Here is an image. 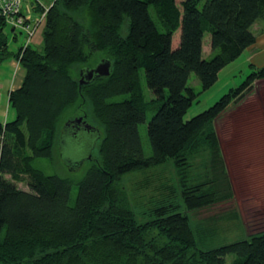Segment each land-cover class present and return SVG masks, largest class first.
Here are the masks:
<instances>
[{
    "label": "trees",
    "instance_id": "trees-1",
    "mask_svg": "<svg viewBox=\"0 0 264 264\" xmlns=\"http://www.w3.org/2000/svg\"><path fill=\"white\" fill-rule=\"evenodd\" d=\"M201 2L54 0L42 43L17 51L0 17V63L15 59L25 70L9 94L16 118L0 122V264H227L228 255H235L233 264H264V231L201 250L189 215L172 202L174 186L140 222L124 182L128 174L172 160L187 211L233 196L215 122L264 78V66L185 120L198 96L188 79L196 73L209 90L221 70L256 42L252 26L264 21V0ZM207 32L216 53L211 59L204 57ZM100 52L112 61L110 75L81 84L82 68L76 75L74 66ZM120 95L125 97L113 100ZM149 111L155 112L148 122L153 153L146 156L139 125ZM67 115L103 130L73 205L71 178L35 165L36 159L54 158L62 131L67 142L71 128L65 124L74 119L62 122Z\"/></svg>",
    "mask_w": 264,
    "mask_h": 264
},
{
    "label": "rangeland",
    "instance_id": "rangeland-1",
    "mask_svg": "<svg viewBox=\"0 0 264 264\" xmlns=\"http://www.w3.org/2000/svg\"><path fill=\"white\" fill-rule=\"evenodd\" d=\"M43 1L47 2V0ZM181 1L177 0L179 4ZM206 1L202 0L200 6ZM152 11L154 13L153 7ZM257 23L264 24V21L258 20ZM5 33L13 51H17L25 43V34L17 31L18 37L15 39L11 26L5 27ZM180 39L181 29L174 34V48L179 45ZM208 40L211 41V35L207 32L204 36L206 52L210 50ZM215 54L211 57L205 54V58L211 59ZM103 56L104 53L100 52L90 57L85 63L75 65L74 73L79 74L81 68L87 70L95 68L102 60L107 59ZM247 57L248 53L222 69L218 81L206 91L203 90L197 74L191 73L188 86L194 88L198 96L185 114V120H190L207 110L231 88L239 86L247 78L252 71ZM11 62L12 60H5L0 63V83L3 84L0 88V122L3 123L16 118L14 109L9 105L7 94L8 90L18 85V76L24 74V70L21 72L18 70L15 73L16 66ZM143 85L147 98H152L153 94L145 79H143ZM253 85V89L243 96V99L232 102L226 112L215 122L221 151L226 162L225 170L232 185V198L202 209L187 211L182 201L180 188L176 183L173 162L169 160L155 168L128 174L124 178L125 186L128 187L132 196L134 195L132 202L140 222L150 219L147 211L158 204L167 191L165 190L167 186H174L172 202L177 205L176 211L186 212L189 215L199 249H214L264 231V78L257 79ZM124 97L120 95L113 100H122ZM154 113L149 111L146 121L139 125L146 156H151L153 153L148 136V122ZM69 116L74 118L75 115ZM69 116L67 115L62 122ZM83 120L87 122L84 118ZM67 122L64 123L65 126ZM98 131L99 133H89L85 129H80L78 133L73 134V130H68L67 142L66 139H62L64 136L62 131L55 147L54 158H39L35 161V165L47 174L71 178L73 182L71 205L75 203L78 183L89 168L90 159L98 153L103 130L99 128ZM18 186L29 190L25 182L18 183ZM226 259L227 264H233L235 255H228Z\"/></svg>",
    "mask_w": 264,
    "mask_h": 264
},
{
    "label": "built area",
    "instance_id": "built-area-1",
    "mask_svg": "<svg viewBox=\"0 0 264 264\" xmlns=\"http://www.w3.org/2000/svg\"><path fill=\"white\" fill-rule=\"evenodd\" d=\"M38 6L45 9L38 13ZM48 8L42 0H0V17L5 18L13 31L25 34L26 47L34 44L37 32L45 24Z\"/></svg>",
    "mask_w": 264,
    "mask_h": 264
},
{
    "label": "crops",
    "instance_id": "crops-1",
    "mask_svg": "<svg viewBox=\"0 0 264 264\" xmlns=\"http://www.w3.org/2000/svg\"><path fill=\"white\" fill-rule=\"evenodd\" d=\"M53 1L54 0H47V2H44L43 1V3L45 5H49ZM252 31L256 35V42L253 45H251L250 47H248L242 53L241 56H243L244 54L248 53L247 61L250 63V68L253 70L254 68H259V67L264 66V24L263 23L262 24H260V23H257L256 24L255 23L252 26ZM15 33L17 34V32H15ZM42 40H43V28L40 31L37 32V34L35 36L34 45H40L42 43ZM208 44H210V50L208 52H206V49H205L206 48V45L204 43V57H205V54H207L209 57H211L214 54V52H213V50L211 48V41L210 40H208ZM11 60H12V62H11L12 65L16 66L15 73L18 70H19V72H21V70H24L21 67V65H20V63H19L18 60H15V59H11ZM235 61H233V62H235ZM24 75H25V70H24V74L22 73L21 75L18 76V85L16 87H13L12 89L8 90V94H7L8 101H9V94H10V92L21 85V83L23 81V78H24ZM2 86H3V84L0 83V88ZM0 100H1V98H0Z\"/></svg>",
    "mask_w": 264,
    "mask_h": 264
},
{
    "label": "water",
    "instance_id": "water-1",
    "mask_svg": "<svg viewBox=\"0 0 264 264\" xmlns=\"http://www.w3.org/2000/svg\"><path fill=\"white\" fill-rule=\"evenodd\" d=\"M0 58H1V50H0ZM112 61L109 59L102 60L95 68L87 70L82 69L80 76V83H86L95 78V76H108L111 73ZM74 131V134L78 133V131L82 128L86 131H95V129L90 123L85 122L83 117H77L75 119H71L67 122V125ZM75 127H79L80 129H76ZM98 131V130H97ZM62 142V139H61Z\"/></svg>",
    "mask_w": 264,
    "mask_h": 264
},
{
    "label": "flooded vegetation",
    "instance_id": "flooded-vegetation-1",
    "mask_svg": "<svg viewBox=\"0 0 264 264\" xmlns=\"http://www.w3.org/2000/svg\"><path fill=\"white\" fill-rule=\"evenodd\" d=\"M76 129H80L79 127H75ZM82 129V128H81Z\"/></svg>",
    "mask_w": 264,
    "mask_h": 264
}]
</instances>
